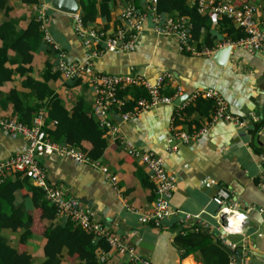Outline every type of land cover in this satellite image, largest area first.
<instances>
[{
  "label": "crops",
  "instance_id": "obj_1",
  "mask_svg": "<svg viewBox=\"0 0 264 264\" xmlns=\"http://www.w3.org/2000/svg\"><path fill=\"white\" fill-rule=\"evenodd\" d=\"M4 1H7L8 10L6 12L5 5L0 4V22L11 18L15 30L19 31L27 26L31 17L37 15V7L42 3L47 4L48 0H39L38 3ZM95 1L97 14L91 24L109 29L119 23L124 5L133 2L108 0L101 7L97 4L100 0ZM192 1L189 0L190 3ZM235 1L254 2L255 20L260 28L264 27V0ZM134 4L140 11H147L146 0H137V4ZM171 13L169 9L162 12L165 16L175 17ZM201 13L208 15V23L202 27L198 39L191 37L195 52L181 51L174 35L156 34L151 28L152 22L147 18L145 30L133 50H105L94 59L96 70L113 73L137 71L151 80L164 72H170L174 79L167 81L164 92L170 94L174 90L176 93V85L181 88L173 96L172 102L157 103L128 119H123L120 111L113 110L109 117L118 125L121 139L110 140L104 133L107 145L102 155L95 159L96 164L77 161L66 155L53 158L42 156L40 162L50 182L60 186L66 196L76 197L82 206L92 211L94 218L104 221L114 234L127 237L143 256L155 264H203L198 251L181 258L174 241L176 233L183 229L197 230L195 226L188 227L193 223L222 241L225 239L234 243L233 248L227 245L234 264H264V191L259 179L264 164V151L259 149L260 146L264 147V51H249L233 45L226 62L220 65L213 57L214 50L232 38H238L243 30L232 20L229 26L223 24L220 20L223 16L208 11ZM47 14V27L54 41L66 52L67 60H81L85 48L73 30L72 14L49 6ZM205 48H213V51L204 53L202 50ZM30 52L31 61L25 63L30 69L22 74L14 71L12 78L0 85L2 115H16V107L7 99L12 88L18 90L21 97L22 92L31 91L22 83L25 77L30 75L35 79H43L41 73L47 63L51 67L50 72L56 70L55 52L45 41L43 33ZM9 54L13 57L14 51L10 49ZM17 64L16 60L9 62L11 67ZM46 82L52 90L50 96L58 97L62 108L78 114L89 127H95L93 88L87 76L64 79L58 74ZM139 87L143 86H126L120 89V96L131 103L135 97L146 95L145 88H141L144 94H134ZM203 88H215L223 98L226 110L236 117H242V122L217 118L204 133L184 141L178 135L179 131L197 130L214 112L211 99L198 102L200 97L194 100L192 96L197 89ZM183 92L189 96L180 104H174V99ZM32 96L37 98L35 94ZM48 97L38 100L43 103V124L51 128L61 108L54 106L49 112ZM189 106H192L191 110H187ZM254 122H259L258 127L254 126ZM58 142L66 144L64 141ZM173 144L175 149L169 152L167 146ZM80 145L87 150L91 142L83 139ZM127 145L160 154L166 168L175 176V188L171 196L173 213L164 218L160 226L138 219L141 213L148 212L152 207L154 183L141 160L127 153ZM24 148L25 139L20 134L0 128V160ZM204 180L213 181L206 185ZM219 187L229 192V206L246 214L237 231L222 234L223 218L218 212L219 205L213 200ZM16 200L24 201L28 207L32 206L30 197H23L20 190L16 193ZM186 213L194 218L186 219ZM64 218L65 215L57 214L55 220ZM2 233L10 239L15 237V233L9 229H3ZM30 240V252V247L37 245L41 260L45 237L37 234ZM126 260V254L110 249L104 262L121 264Z\"/></svg>",
  "mask_w": 264,
  "mask_h": 264
},
{
  "label": "built area",
  "instance_id": "obj_2",
  "mask_svg": "<svg viewBox=\"0 0 264 264\" xmlns=\"http://www.w3.org/2000/svg\"><path fill=\"white\" fill-rule=\"evenodd\" d=\"M157 0H146L147 11L142 12L133 2H128L121 9L119 23L109 28L87 27L83 24L79 13L72 14L73 30L81 39L85 48V55L79 61H68L66 52L54 41L48 27V14L46 3H42L37 10V18L40 20V27L43 31L44 39L51 45L56 55L55 69L59 70L64 79H72L87 76L93 88L94 104L93 111L96 120L110 140L121 139V134L117 124L112 122L109 115L113 110L120 111L123 119L132 117L138 111L153 106L157 103L172 102L173 96L181 90L176 85V93L165 94L162 89L169 80L174 77L170 72H164L151 80L140 72L113 73L96 70L94 59L105 50H133L137 44L139 36L145 30L147 18L152 22V30L156 34L174 35L178 41L179 49L195 52L191 44L190 22L185 16H165L162 11H157ZM198 8L201 12L208 11L216 16H226L243 30V35L235 40L227 41L225 44L237 45L249 51H264V27L260 28L255 20L254 12L256 4L252 1L237 2L235 0H198ZM213 22H216L213 19ZM224 44H221V46ZM219 47V46H218ZM207 53L213 48L202 50ZM141 85L146 90V95L135 99L132 108L123 110L126 99L118 94V91L126 86ZM202 95L211 97L214 100L215 109L210 119L197 130L188 132L179 131L178 135L184 141H188L195 135L204 133L210 124L217 118H224L237 123L241 119L232 115L226 110V104L215 88L197 89L192 96ZM189 96V95H188ZM44 111L33 117L31 124L20 121L16 115L0 114V128L6 132L20 134L25 139V148L0 160V181L11 176L15 171L27 176L34 184L40 186L47 200L56 207L57 214L65 215L79 224L84 229L92 232L96 238L103 237L110 244L108 250L100 249L99 259L104 261L110 249L126 254L127 261L131 264H155L149 258L143 256L135 245L129 242L127 237L114 234L109 226L101 220L94 218L92 211L88 207L80 204L74 196H66L62 188L50 182L47 174L41 165L40 157L47 156L53 158L58 155H66L74 160L90 162L96 161L90 158L86 151L77 146L60 143L51 139L43 124ZM175 149V144L167 146L170 152ZM127 153L141 160L148 176L154 183V200L151 209L146 213H141L138 219L144 223H151L160 226L164 218L173 213L171 207V196L175 188V176L165 166L164 158L153 150H142L133 145H127ZM264 159V155H263ZM260 185L264 191V164L260 172ZM213 180H204L203 183L210 185ZM229 192L219 187L213 200L219 205L218 212L223 220L221 221L222 234L228 231L239 230L242 222L246 218L244 212H239L229 206ZM186 219H193L189 213L185 214ZM238 219L232 224L231 219ZM198 228L196 224L188 227ZM182 231V230H181ZM231 248L235 244L223 240ZM230 264H234L231 259Z\"/></svg>",
  "mask_w": 264,
  "mask_h": 264
},
{
  "label": "trees",
  "instance_id": "obj_3",
  "mask_svg": "<svg viewBox=\"0 0 264 264\" xmlns=\"http://www.w3.org/2000/svg\"><path fill=\"white\" fill-rule=\"evenodd\" d=\"M24 1L27 3L39 2V0ZM107 1L100 0L97 4L102 7ZM132 1L137 4V0ZM0 4L5 5L7 12V1L0 0ZM80 5V16L85 26L107 28L106 26L91 24L97 14L95 0H83ZM156 8L157 11L162 12L169 9L172 12L171 15L175 17H187L190 22V36L194 39H198L202 27L208 23V15L201 13L198 8V0H193L192 3L189 0H157ZM220 20L228 26L231 25L230 22L232 23L226 16L221 17ZM242 34L243 32L240 36ZM41 36L42 29L37 15L31 17L27 26L19 31L15 30L11 18L0 22V85L11 79L14 71L22 74L30 69V66H25V63L31 61L32 54L30 51L40 41ZM234 38L237 39V37ZM234 38L232 40H235ZM10 49L14 51L15 57H10ZM10 60L18 61L17 66H9ZM50 69L51 67L47 63L41 73L43 77L41 80L30 75L25 77L22 83L24 86H28L31 91L22 92V97L15 88L10 90L7 99L11 100L16 107L17 118L22 122L31 124L33 117L43 106V103L38 99L49 96V112L54 106L61 108V113L54 117V126L51 128L45 126L51 139L77 146L86 151L93 160L99 158L107 145L103 128L99 126L97 120L94 123V128L89 127L78 114L62 108L58 97L50 96L52 90L46 81L58 74L61 76L59 70L50 72ZM141 88L144 87L136 88L137 91L134 94H144L143 90L141 92ZM162 91L164 92V89ZM120 93L122 91L119 90L118 94L120 95ZM173 93L174 90L170 94ZM33 94L37 98L32 96ZM203 97L198 95L194 100L198 98L199 102L209 98L212 100L211 106L214 110L213 99ZM135 99L131 103L126 101L123 110L132 108ZM211 100L208 101L211 102ZM191 109L192 106L187 108V110ZM258 123L254 122V126L258 127ZM83 139H88L91 142V147L87 150L80 145ZM259 149L264 151L263 146H260ZM19 190L23 197H30L31 207H28L24 201L18 202L16 200V193ZM56 216V207L47 200L42 188L34 184L27 176L15 171L11 176L0 181V264H32L33 255L28 245L33 235L37 234L44 236L45 241L42 246L43 258L36 264H105L98 256L100 249L108 250L110 248V244L105 238H96L92 232L84 229L68 217L56 221ZM3 229H9L11 233H15V237L10 239L2 233ZM174 241L180 251L181 258L198 251L203 264H230L232 252L227 244L206 229L201 227H198L197 230L183 229L176 233ZM121 264L131 263L126 260Z\"/></svg>",
  "mask_w": 264,
  "mask_h": 264
},
{
  "label": "water",
  "instance_id": "obj_4",
  "mask_svg": "<svg viewBox=\"0 0 264 264\" xmlns=\"http://www.w3.org/2000/svg\"><path fill=\"white\" fill-rule=\"evenodd\" d=\"M47 5L51 8L67 12L69 14H76L80 10L79 0H48ZM230 49V44H224L214 50L213 57L217 60L220 65L226 62ZM187 97L188 93L183 92L179 94L173 102L174 104H180Z\"/></svg>",
  "mask_w": 264,
  "mask_h": 264
},
{
  "label": "rangeland",
  "instance_id": "obj_5",
  "mask_svg": "<svg viewBox=\"0 0 264 264\" xmlns=\"http://www.w3.org/2000/svg\"><path fill=\"white\" fill-rule=\"evenodd\" d=\"M39 7V6H38ZM38 7H37V10H38ZM43 33V31H42ZM46 41V40H45ZM47 42V41H46ZM37 240L39 239V237L36 238ZM40 240V239H39ZM38 240V242H39ZM37 246V245H36ZM35 246V244L32 245V247H30L31 249V252H32V255H33V262L32 264H36L38 262V260L40 259L39 258V250L38 248Z\"/></svg>",
  "mask_w": 264,
  "mask_h": 264
},
{
  "label": "bare ground",
  "instance_id": "obj_6",
  "mask_svg": "<svg viewBox=\"0 0 264 264\" xmlns=\"http://www.w3.org/2000/svg\"><path fill=\"white\" fill-rule=\"evenodd\" d=\"M231 222H232V224H234V223L238 222V219H234V218H232V219H231Z\"/></svg>",
  "mask_w": 264,
  "mask_h": 264
},
{
  "label": "clouds",
  "instance_id": "obj_7",
  "mask_svg": "<svg viewBox=\"0 0 264 264\" xmlns=\"http://www.w3.org/2000/svg\"><path fill=\"white\" fill-rule=\"evenodd\" d=\"M79 13V12H78ZM80 14V13H79Z\"/></svg>",
  "mask_w": 264,
  "mask_h": 264
}]
</instances>
